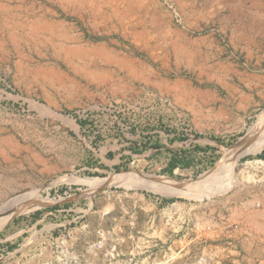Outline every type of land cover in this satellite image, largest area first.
<instances>
[{"label": "rangeland", "instance_id": "obj_1", "mask_svg": "<svg viewBox=\"0 0 264 264\" xmlns=\"http://www.w3.org/2000/svg\"><path fill=\"white\" fill-rule=\"evenodd\" d=\"M197 1L0 0V206L39 189L0 228V264H264V145L238 143L264 116L248 88L262 66L190 40ZM169 124L190 152L172 175ZM112 174L126 184L66 180ZM141 174L191 185L149 191Z\"/></svg>", "mask_w": 264, "mask_h": 264}, {"label": "crops", "instance_id": "obj_2", "mask_svg": "<svg viewBox=\"0 0 264 264\" xmlns=\"http://www.w3.org/2000/svg\"><path fill=\"white\" fill-rule=\"evenodd\" d=\"M196 5L195 10L190 9L183 17L182 32L186 34L198 32V35L190 40L195 38L213 49L245 50L246 63L262 66L256 73L250 74L258 85L254 86L248 82V88L250 87L251 91L256 89L264 95V0H198ZM245 75L248 81L249 74ZM235 91L238 96L250 98V95H253L248 90L238 87ZM167 126L170 133H165V139L171 142V147L165 153L167 161L165 166L175 151L173 146L184 139L173 132L178 129L177 126L173 124ZM247 215L248 209H241L240 225L245 226L248 223ZM257 222L264 226V216ZM242 230L244 229L241 228ZM261 236L260 239L264 240V234ZM11 237L13 234L8 233L5 238Z\"/></svg>", "mask_w": 264, "mask_h": 264}, {"label": "bare ground", "instance_id": "obj_3", "mask_svg": "<svg viewBox=\"0 0 264 264\" xmlns=\"http://www.w3.org/2000/svg\"><path fill=\"white\" fill-rule=\"evenodd\" d=\"M67 1V0H66ZM76 1V0H75ZM79 1V0H78ZM90 1V0H89ZM95 1V0H94ZM113 1V0H112ZM65 2V1H64ZM72 2V0H71ZM88 2V1H87ZM58 3V2H57ZM66 3V2H65ZM74 3V2H72ZM71 3V4H72ZM81 3V2H80ZM89 3V2H88ZM92 3V2H91ZM111 3V2H110ZM93 4V3H92ZM97 4V3H96ZM8 5V4H7ZM61 5V4H60ZM66 5V4H65ZM64 5V6H65ZM94 5V4H93ZM99 6V4H98ZM11 7V6H9ZM13 7V6H12ZM80 7V6H79ZM88 7V6H87ZM94 7V6H93ZM92 7V8H93ZM97 7V6H95ZM100 8V7H99ZM73 9V8H72ZM96 9V8H95ZM80 10V9H79ZM72 11V10H70ZM69 11V12H70ZM82 11V9H81ZM78 12V11H77ZM98 12V11H97ZM13 13V12H12ZM78 14V13H76ZM75 14V15H76ZM80 14V13H79ZM83 14V13H81ZM93 15V14H92ZM88 16V15H87ZM94 16V15H93ZM96 16V15H95ZM75 17V16H74ZM77 17V16H76ZM82 17V15H81ZM86 18V17H85ZM80 19V17H79ZM117 19V18H116ZM121 19V18H120ZM34 21V20H33ZM77 21V20H76ZM116 21V20H115ZM123 21V20H122ZM121 21V22H122ZM126 21V20H125ZM124 21V22H125ZM32 22V21H31ZM78 22V21H77ZM85 23V22H84ZM120 23V22H119ZM126 23V22H125ZM130 23V22H129ZM32 24V23H31ZM30 24V25H31ZM34 24H36L34 22ZM33 24V26H34ZM59 24V22H58ZM61 24V23H60ZM80 24V23H79ZM123 24V23H120ZM133 24V23H132ZM48 25V24H47ZM83 25V24H82ZM119 25V24H118ZM117 25V27H118ZM135 25V23L133 24ZM32 26V25H31ZM49 26V25H48ZM46 26V28L48 27ZM126 26V25H125ZM50 29L53 27L49 26ZM120 27V25H119ZM128 27V25H127ZM33 28V27H31ZM45 28V27H43ZM68 28V27H67ZM123 28V26H122ZM130 28V27H129ZM6 29V28H5ZM49 29V28H48ZM69 29V28H68ZM71 29V28H70ZM134 29V28H133ZM29 30V29H27ZM34 30V28H33ZM128 30V29H127ZM49 31V30H48ZM59 31V30H58ZM68 31V30H67ZM122 31V30H121ZM124 31V30H123ZM37 33V32H36ZM51 33V31H50ZM120 33V32H119ZM24 34V33H23ZM31 34V33H30ZM29 34V35H30ZM121 34V33H120ZM55 36V35H54ZM124 36H127L124 34ZM29 37V36H28ZM33 37V35H32ZM121 37V36H120ZM17 38V37H16ZM48 38V37H47ZM126 38V37H125ZM133 38V37H132ZM49 39V38H48ZM69 39V38H68ZM67 39V40H68ZM71 39V38H70ZM130 39V38H129ZM138 39V37H137ZM45 40V39H44ZM121 40V39H120ZM127 41V40H126ZM117 42V41H116ZM123 42V41H122ZM137 42V41H136ZM115 44V42H114ZM132 44V43H131ZM134 45V44H133ZM143 45V44H142ZM65 46V45H64ZM63 46V48H64ZM178 46V45H177ZM66 47V46H65ZM234 47V46H233ZM62 48V49H63ZM240 48V47H239ZM177 49V48H176ZM175 49V50H176ZM173 50V48H172ZM76 51V50H75ZM187 51V50H186ZM192 51V50H191ZM251 51V50H250ZM249 51V53H250ZM188 52V51H187ZM185 52V53H187ZM75 53V52H74ZM173 53V52H172ZM179 53V52H177ZM176 53V54H177ZM189 53V52H188ZM187 53V54H188ZM66 54V52H65ZM69 54V53H68ZM175 54V55H176ZM182 54V53H180ZM186 54V55H187ZM191 54V53H189ZM64 55V54H63ZM183 55V54H182ZM180 56V55H179ZM178 56V57H179ZM189 55H187L188 57ZM73 57V56H72ZM83 57V56H82ZM177 57V58H178ZM123 58V57H122ZM176 58V57H175ZM117 59V58H116ZM71 60V59H70ZM110 60V59H109ZM126 60V58H125ZM118 61V60H117ZM113 62V61H112ZM134 71V70H133ZM135 75V74H134ZM91 76V75H90ZM125 78V77H124ZM175 85V84H174ZM262 115V114H261ZM1 143V142H0ZM239 150L241 151H250V152H256L264 145V116H259L258 120L256 121L255 125L248 129V131L239 139ZM4 152V151H3ZM4 158V156H3ZM8 158V157H7ZM1 165V164H0ZM28 179V178H27ZM126 177L121 176L119 174H112L106 179H102L101 181H93L90 179H83V178H72V179H66L69 180H79L83 182H89V184L92 186V189L96 187H100L106 184L111 183H118V184H126ZM62 181V180H61ZM6 182V181H5ZM14 184V183H13ZM190 183L186 181H172L166 177H162L159 175H150V174H141L136 176V186L142 189H146L149 191H157L161 193H185L187 189L190 187ZM17 186V185H16ZM22 187V186H21ZM10 188V187H9ZM5 189V188H4ZM3 189V190H4ZM11 190V189H10ZM1 191V190H0ZM12 192V190H11ZM18 192V191H16ZM38 188H31L27 191L21 192L16 194L15 196H12L8 198L1 206H0V228L10 219V217L22 209H24L29 204H36L39 202L38 199ZM2 193V192H1ZM1 197V196H0ZM1 200V199H0ZM3 200V199H2Z\"/></svg>", "mask_w": 264, "mask_h": 264}, {"label": "trees", "instance_id": "obj_4", "mask_svg": "<svg viewBox=\"0 0 264 264\" xmlns=\"http://www.w3.org/2000/svg\"><path fill=\"white\" fill-rule=\"evenodd\" d=\"M189 150L182 148V149H176L173 151L172 156L170 157L168 164L164 168V172L172 175V172L175 168H184L189 166L188 161V154ZM254 158L264 159V149L261 150V152L257 153L253 156ZM98 164V163H96ZM101 165V164H99Z\"/></svg>", "mask_w": 264, "mask_h": 264}]
</instances>
